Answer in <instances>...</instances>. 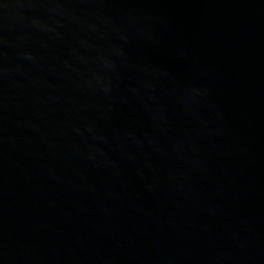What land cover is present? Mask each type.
<instances>
[{
	"label": "water",
	"instance_id": "1",
	"mask_svg": "<svg viewBox=\"0 0 264 264\" xmlns=\"http://www.w3.org/2000/svg\"><path fill=\"white\" fill-rule=\"evenodd\" d=\"M0 264H264V0H0Z\"/></svg>",
	"mask_w": 264,
	"mask_h": 264
}]
</instances>
